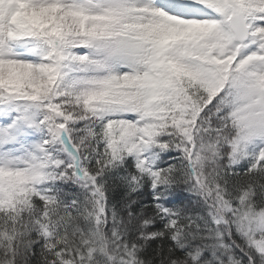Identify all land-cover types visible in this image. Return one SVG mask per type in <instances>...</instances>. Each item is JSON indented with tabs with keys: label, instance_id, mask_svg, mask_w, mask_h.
Returning a JSON list of instances; mask_svg holds the SVG:
<instances>
[{
	"label": "snow or ice",
	"instance_id": "obj_1",
	"mask_svg": "<svg viewBox=\"0 0 264 264\" xmlns=\"http://www.w3.org/2000/svg\"><path fill=\"white\" fill-rule=\"evenodd\" d=\"M0 264H264V0H0Z\"/></svg>",
	"mask_w": 264,
	"mask_h": 264
}]
</instances>
